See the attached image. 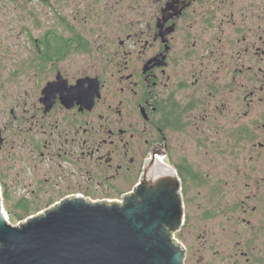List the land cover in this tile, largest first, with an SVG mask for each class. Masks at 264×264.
<instances>
[{
  "label": "flooded vegetation",
  "instance_id": "obj_1",
  "mask_svg": "<svg viewBox=\"0 0 264 264\" xmlns=\"http://www.w3.org/2000/svg\"><path fill=\"white\" fill-rule=\"evenodd\" d=\"M60 5L34 45L44 69H16L28 88L0 110L2 197L37 214L123 202L154 162L180 182L178 231L232 240L222 264H264V0Z\"/></svg>",
  "mask_w": 264,
  "mask_h": 264
},
{
  "label": "water",
  "instance_id": "obj_2",
  "mask_svg": "<svg viewBox=\"0 0 264 264\" xmlns=\"http://www.w3.org/2000/svg\"><path fill=\"white\" fill-rule=\"evenodd\" d=\"M183 220L179 180L150 161L123 202L66 199L18 225L0 190V264H185Z\"/></svg>",
  "mask_w": 264,
  "mask_h": 264
},
{
  "label": "rangeland",
  "instance_id": "obj_3",
  "mask_svg": "<svg viewBox=\"0 0 264 264\" xmlns=\"http://www.w3.org/2000/svg\"><path fill=\"white\" fill-rule=\"evenodd\" d=\"M43 0H0V110L6 107L10 110L11 92L15 89L25 91L28 88L24 72L18 74L16 69H44L42 60L37 59L32 64L36 39L43 37L45 29L56 27L54 20L58 18L61 0H53V5L46 6ZM74 60V58H71ZM76 62L85 64L87 58H77ZM0 111V121L4 118ZM20 193V191H18ZM224 203V199L221 201ZM201 202H196L193 209L197 210ZM203 203V202H202ZM3 205L8 213L9 221L18 225L26 221L33 213L24 211L19 202L3 197ZM210 222L218 225V217ZM222 235L210 231H193L181 229L175 232V239L184 245L187 257L185 264L206 263L208 260L218 261L226 259L223 255L225 247H232L233 241L226 244ZM232 251L233 250L232 248ZM213 261V262H214Z\"/></svg>",
  "mask_w": 264,
  "mask_h": 264
},
{
  "label": "bare ground",
  "instance_id": "obj_4",
  "mask_svg": "<svg viewBox=\"0 0 264 264\" xmlns=\"http://www.w3.org/2000/svg\"><path fill=\"white\" fill-rule=\"evenodd\" d=\"M0 187H1V185H0ZM2 188H0V190H1ZM4 206V205H3ZM5 211V210H4ZM5 215H6V217H7V219L9 220V216H8V213L5 211ZM10 222V221H9Z\"/></svg>",
  "mask_w": 264,
  "mask_h": 264
},
{
  "label": "built area",
  "instance_id": "obj_5",
  "mask_svg": "<svg viewBox=\"0 0 264 264\" xmlns=\"http://www.w3.org/2000/svg\"><path fill=\"white\" fill-rule=\"evenodd\" d=\"M5 210V209H4Z\"/></svg>",
  "mask_w": 264,
  "mask_h": 264
}]
</instances>
